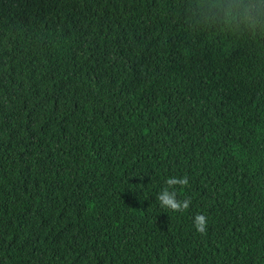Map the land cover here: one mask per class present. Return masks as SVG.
Listing matches in <instances>:
<instances>
[{"label": "trees", "instance_id": "obj_1", "mask_svg": "<svg viewBox=\"0 0 264 264\" xmlns=\"http://www.w3.org/2000/svg\"><path fill=\"white\" fill-rule=\"evenodd\" d=\"M0 264H264V0H0Z\"/></svg>", "mask_w": 264, "mask_h": 264}, {"label": "clouds", "instance_id": "obj_2", "mask_svg": "<svg viewBox=\"0 0 264 264\" xmlns=\"http://www.w3.org/2000/svg\"><path fill=\"white\" fill-rule=\"evenodd\" d=\"M166 187H164L157 199L162 208L169 209L173 212L183 213L188 210L191 203V198L186 197L183 200H178L177 191L175 186L187 187L189 185V179L187 176L183 177H170L165 181ZM171 189V190H170ZM207 225V217L202 213H198L194 217V228L197 233L205 234Z\"/></svg>", "mask_w": 264, "mask_h": 264}]
</instances>
